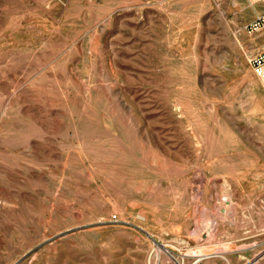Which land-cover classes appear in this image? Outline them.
<instances>
[{"label": "rangeland", "instance_id": "1", "mask_svg": "<svg viewBox=\"0 0 264 264\" xmlns=\"http://www.w3.org/2000/svg\"><path fill=\"white\" fill-rule=\"evenodd\" d=\"M259 5L0 0V264H264Z\"/></svg>", "mask_w": 264, "mask_h": 264}, {"label": "built area", "instance_id": "2", "mask_svg": "<svg viewBox=\"0 0 264 264\" xmlns=\"http://www.w3.org/2000/svg\"><path fill=\"white\" fill-rule=\"evenodd\" d=\"M255 1L264 2V0ZM244 32L255 39L257 49L251 56L249 63L254 73L264 84V11L245 25Z\"/></svg>", "mask_w": 264, "mask_h": 264}, {"label": "crops", "instance_id": "3", "mask_svg": "<svg viewBox=\"0 0 264 264\" xmlns=\"http://www.w3.org/2000/svg\"><path fill=\"white\" fill-rule=\"evenodd\" d=\"M259 6H260V8H262V9L264 8V5H259ZM260 12H261V11L257 12V13H256V16H257Z\"/></svg>", "mask_w": 264, "mask_h": 264}, {"label": "bare ground", "instance_id": "4", "mask_svg": "<svg viewBox=\"0 0 264 264\" xmlns=\"http://www.w3.org/2000/svg\"><path fill=\"white\" fill-rule=\"evenodd\" d=\"M196 261H198V260H196ZM196 261H195V262H196ZM228 262H229V261H228ZM193 264H194V263H193Z\"/></svg>", "mask_w": 264, "mask_h": 264}]
</instances>
